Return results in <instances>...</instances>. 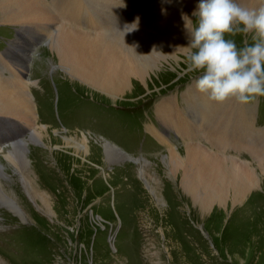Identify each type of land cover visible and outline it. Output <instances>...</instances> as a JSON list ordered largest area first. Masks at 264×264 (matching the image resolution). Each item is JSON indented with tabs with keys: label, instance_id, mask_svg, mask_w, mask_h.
Masks as SVG:
<instances>
[{
	"label": "rangeland",
	"instance_id": "374dc122",
	"mask_svg": "<svg viewBox=\"0 0 264 264\" xmlns=\"http://www.w3.org/2000/svg\"><path fill=\"white\" fill-rule=\"evenodd\" d=\"M149 1L120 0L118 7L96 8L112 17L135 12L133 23L158 0L146 6ZM52 10L60 19V12ZM96 21L104 28L102 19ZM125 27L120 33L127 35ZM254 36L226 34L238 48L253 44ZM34 37L32 27L0 23V52L29 54L23 72L44 141L27 145L24 175L31 190L23 175L5 165L3 189L16 207L0 194V264H264V96L259 109V96L245 103L253 109L256 137L240 134L243 149H226L248 162L261 182L246 200L229 199L227 214L219 202L203 211L170 177L164 162L168 143L149 130H166L169 144L183 154L182 138L162 125L157 106L173 100L180 110L187 109V121L198 119L184 97L201 72L187 71L186 51L158 58L144 80L132 77L130 88L112 100L66 74L45 41L36 39L33 49H26ZM233 114L247 117L245 108ZM1 128L15 130L7 141L29 140V130L7 121H0ZM64 137L87 141L90 156L73 148L65 152ZM107 143L113 154L126 158L106 161L102 146ZM0 159L6 164L1 153Z\"/></svg>",
	"mask_w": 264,
	"mask_h": 264
},
{
	"label": "bare ground",
	"instance_id": "6f19581e",
	"mask_svg": "<svg viewBox=\"0 0 264 264\" xmlns=\"http://www.w3.org/2000/svg\"><path fill=\"white\" fill-rule=\"evenodd\" d=\"M68 2L72 5L67 6ZM152 2L154 1L150 0L146 6ZM199 2L200 0H167L163 3L158 0L155 2L156 7L150 6L152 9L145 16L140 13L136 16L138 27L126 32L127 35L121 34L125 33L122 28L126 26L125 29L128 30L131 27L135 12L115 13L112 17L96 8L97 4L105 9H108L107 6L118 7L120 0H0V23L32 27L36 37L24 45L26 49H33L36 39L45 41L56 52L66 74L116 100L120 94L125 93L126 88H130L132 77L144 80L158 58L166 55L176 57L178 51H186L185 47L190 39L186 22L192 24L191 16ZM139 3L142 4L141 1ZM237 3L254 9L259 8L264 0H237ZM122 7L125 9L126 6L123 4ZM52 9L60 12V19ZM61 18L65 20L64 24ZM96 19L103 20L104 28L98 27ZM28 57L29 54L24 53L21 55L12 52L11 55H6L0 52V121L10 122L12 126L19 127L20 131H30L29 140L7 141L10 133L15 130L11 129L7 133L3 128L0 130V153L6 161L5 164L0 159V194L3 193L4 199L8 201L11 200L3 189V182L8 179L5 165L23 175L31 190L29 179L24 175L30 160L27 145L28 142L44 144L42 131L36 129V106L29 81L27 82L23 72ZM184 98L188 105H192L190 109L197 113L196 121L193 118L187 121V109L180 110L173 105V100H163L157 106L162 125L182 138L183 154L169 144L166 130L160 131L155 126H149V130L161 143H168L169 155L164 162L170 177L178 180L185 196L197 203L203 211L210 209L215 202L222 203L220 211L223 215L227 214L231 208L229 199L232 203L246 200L248 192L261 182L248 162L229 155L226 150L243 149L244 146L238 141L239 135H253L257 132L253 109L234 99L224 103L210 102L197 91L195 85L187 89ZM167 101L169 102L166 103ZM244 108L247 117L233 114ZM221 112H227L229 117L226 116L224 120ZM260 132L263 131L258 133ZM64 142L67 151L60 149L61 151L68 152L73 148L76 153L81 150V154L90 156L91 148L87 141L64 137ZM5 147L7 151L4 152ZM102 147V155L106 161L126 158L124 155L118 157L113 154L108 143ZM11 203L16 207L13 201Z\"/></svg>",
	"mask_w": 264,
	"mask_h": 264
},
{
	"label": "clouds",
	"instance_id": "9594fccd",
	"mask_svg": "<svg viewBox=\"0 0 264 264\" xmlns=\"http://www.w3.org/2000/svg\"><path fill=\"white\" fill-rule=\"evenodd\" d=\"M192 15L195 24L186 22V64L188 72H201L197 91L214 103L244 104L264 96V3L249 9L237 0H200ZM130 26L128 31L136 29L138 18ZM249 32L255 33L251 45L238 48L226 38Z\"/></svg>",
	"mask_w": 264,
	"mask_h": 264
}]
</instances>
